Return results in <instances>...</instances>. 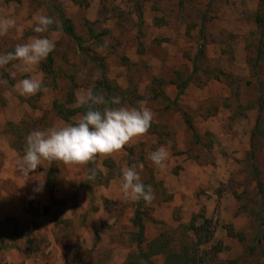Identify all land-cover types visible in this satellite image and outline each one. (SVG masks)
Masks as SVG:
<instances>
[{"label":"rangeland","instance_id":"374dc122","mask_svg":"<svg viewBox=\"0 0 264 264\" xmlns=\"http://www.w3.org/2000/svg\"><path fill=\"white\" fill-rule=\"evenodd\" d=\"M41 12L54 24L37 34L30 22ZM259 12L264 0H0V19L15 20L0 53L36 35L56 41L32 72L14 68L18 61L0 69V264H147L140 250L153 241L180 251L194 240L186 226L198 215L212 222L213 240L200 249L208 264H264ZM62 15L80 45L62 30ZM30 76H42L47 91L20 96L15 85ZM89 88L120 106L143 103L153 113L148 132L86 165L43 161L20 172L14 161L26 136L78 120L82 113L66 121L59 112L78 109L76 93ZM161 146L164 168L148 158ZM124 166L151 187L150 203L122 199Z\"/></svg>","mask_w":264,"mask_h":264},{"label":"clouds","instance_id":"9594fccd","mask_svg":"<svg viewBox=\"0 0 264 264\" xmlns=\"http://www.w3.org/2000/svg\"><path fill=\"white\" fill-rule=\"evenodd\" d=\"M54 20L41 13L32 17L30 26L37 34L49 31ZM15 27L14 19H0V36L6 35ZM56 41L50 37L36 35L28 42L17 44L14 51L0 53V69L13 61L14 68L22 72H32L42 61L55 50ZM15 90L20 96H34L43 87L42 76H30L18 81ZM103 105V109L96 106ZM117 105L118 107H113ZM119 97L111 101L103 95L94 93L89 88L76 93V107L86 108L79 119L59 127L34 130L25 138L24 154L14 163L17 169L25 174L34 172L42 166L43 161H61L65 165H86L97 155L108 156L120 152L134 138L148 132L153 120V113L141 103L139 107L120 106ZM155 166L164 168L169 158L166 147L161 146L148 157ZM120 191L125 201L143 200L150 203L154 195L150 186L141 182L135 167L124 166L120 170ZM42 190V184L41 189Z\"/></svg>","mask_w":264,"mask_h":264},{"label":"trees","instance_id":"16d2710c","mask_svg":"<svg viewBox=\"0 0 264 264\" xmlns=\"http://www.w3.org/2000/svg\"><path fill=\"white\" fill-rule=\"evenodd\" d=\"M256 24L258 27L263 31L264 33V12H259L256 15L255 19ZM62 30L74 41L77 42L78 45L81 44L79 38L75 34L74 26L70 23L68 19H66L62 15ZM52 60L50 59V63ZM257 68V65H255ZM186 85L182 87V91L185 89ZM97 91L95 90L94 93ZM86 111V108H78L76 110H71L68 112V114L64 113L63 111L59 112V115L63 117L66 121H69L71 117L75 116L78 113H84ZM258 125V123H257ZM255 132L252 134V140H255ZM54 170H52L53 172ZM52 176V174H51ZM51 182V181H50ZM258 188H259V194L264 201V191L262 188V184L260 181H258ZM137 225H138V232L135 235L136 242L140 246L143 243V233H144V226L143 223L138 216L137 218ZM201 224L199 227L197 225ZM211 221L208 220L205 216H194L192 218V221L189 223L188 226H186V229L190 232H192L194 240H188L186 239L185 247H182L180 251H175L171 243L161 242L159 240L153 241L151 244H149L148 250L146 253H142L143 251L140 250V253L142 254V258L144 261L147 262V264H153L149 261L150 257L153 256H159L163 255L165 260L164 264H208L209 260L202 259L200 256L201 247L206 246L211 243L213 240V234L210 232V225ZM232 228H230L229 232L231 234ZM190 241V242H188ZM216 251H221L220 248L217 249V245L213 248ZM206 254V253H205ZM203 254V255H205ZM218 252H215L213 257H216ZM210 256L211 253H208ZM207 256V254H206ZM230 264H238L237 261H231Z\"/></svg>","mask_w":264,"mask_h":264}]
</instances>
